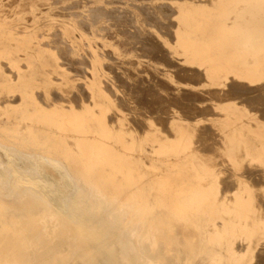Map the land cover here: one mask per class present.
I'll return each mask as SVG.
<instances>
[{
  "label": "rangeland",
  "instance_id": "374dc122",
  "mask_svg": "<svg viewBox=\"0 0 264 264\" xmlns=\"http://www.w3.org/2000/svg\"><path fill=\"white\" fill-rule=\"evenodd\" d=\"M55 1H59L60 4L59 2L56 4ZM81 1L0 0V141L13 149L30 153L41 148L39 141L43 142L47 139L51 144L56 145L58 158L79 184L78 193L73 194L70 182L64 173L42 169L39 175L41 179L49 182L48 186H42L33 177L29 182L19 179L15 186L14 179L9 173L0 171V180L8 179V188H14L20 195L17 199L19 209L0 202V264H112L113 260H116L117 264H157V259L162 258L165 259L166 264H186L187 254L184 247L188 241L194 244L197 264H200V261H207L211 255L221 256V264H264L262 262L264 261L262 256L264 255V202H262L264 201V161H257L256 164L254 161L251 164L252 168L245 169L247 170L245 173L244 170L238 172L229 170L227 168L229 163L219 158L226 157L228 151L229 146L226 143L229 138V127L243 124L253 126L256 122H264V113H262L264 109V2L262 1L264 0H122L124 3H120L121 0ZM116 1H119L118 4ZM74 2L81 3L78 5ZM108 2L112 4H107ZM73 3L78 7L82 6L79 8L76 6L77 8L74 9ZM70 5L72 8L66 7ZM139 5L146 6L140 8ZM251 6L254 7L250 8ZM113 7L120 8L114 12L116 10ZM146 7L149 9L147 10ZM157 7L160 8L156 9ZM97 8L101 11L97 12ZM150 8L153 9L152 12L155 11L151 13ZM128 9L129 14L128 11L126 12ZM104 11L110 13L106 14ZM118 11L121 14L115 17L118 16ZM124 11V15L128 17L122 15ZM163 11L167 16H164ZM79 12H82V15ZM148 13L150 15H147ZM93 14L96 16L94 17ZM102 14L105 15V19ZM108 16L116 18L115 21L113 18L110 20ZM156 16L157 19H154ZM131 19H135L133 20L135 25ZM81 20L86 25L90 24V33L87 31L88 26L86 27ZM113 23L116 28L113 27ZM167 23L169 26L166 25ZM132 24L135 28H132ZM105 27H108V30L104 29ZM127 28L129 32L131 30L130 33L124 30ZM166 29L167 31L163 33ZM111 33H114L116 38L112 39ZM154 34L158 42L154 39ZM138 36H142L141 39H138L140 38ZM142 38H145L147 43ZM151 38L156 45L151 46L152 43L155 44L153 40L150 41ZM140 41H143V44ZM119 44L121 47L123 45L129 47L121 48ZM144 46H150V51ZM67 47L70 48L67 50ZM132 48L137 49V52ZM126 49H129V52ZM155 50L159 52L156 53ZM66 51H69L70 55ZM138 51L145 55L139 57ZM156 56L160 57H157L160 62L156 59V62L152 60ZM69 57L72 60L68 59ZM163 58L166 61H163ZM81 59H89L91 62ZM168 59L170 66L175 68L169 66ZM81 61L84 63L82 64ZM135 62L137 65L134 64ZM77 63L78 65H75ZM149 75L152 77L149 78ZM153 75H157L154 81H152ZM192 75L197 79H193ZM145 76L147 78L144 79ZM181 76L182 78H179ZM158 77L166 79H161L162 86ZM142 78L144 81L148 79L147 82L138 80H143ZM189 79L192 81L190 82ZM118 80L128 82H122L124 86L117 82ZM149 84L151 86H148ZM133 85H137L138 88L135 86V90ZM167 85H170V88ZM154 87L157 93L159 91V95L154 93ZM127 88L130 91L126 90ZM189 89L192 91L191 94L190 92L187 94ZM194 90L197 93L193 92ZM202 90H205V93ZM240 90L249 92L250 98L247 97L248 95H243L244 92ZM151 93L154 94L152 96L156 94L157 98L152 99ZM160 96L167 101H163ZM117 97L123 101L121 104ZM138 98H141V102L136 100L137 104L135 99ZM144 99H147L148 103ZM140 103L146 105L141 107ZM155 104H160L159 108ZM121 105H124L126 110ZM150 106L154 110L156 107L159 110L151 111ZM160 106L163 108L161 109ZM204 108L208 109V113ZM163 109L166 111H161ZM259 112L262 114L259 115ZM197 113H201V116ZM160 116L165 117L160 118ZM134 121L136 123L132 125ZM155 124H159L158 127ZM199 127L205 129L204 133ZM253 132L255 130L251 133ZM203 138L206 140L204 141ZM204 148L206 151L211 149L206 152ZM10 160L13 161L12 168L16 171L20 170L22 174L32 170V164L26 160V157L8 155L0 149V163L8 164ZM222 166H225L224 170ZM231 174L234 176L230 177ZM237 174H240L239 177ZM258 175H262L263 178ZM243 176L247 183L243 180ZM219 187L222 189L221 192ZM59 196L61 199L64 197L63 202L72 200L69 209L60 202L62 200ZM260 201L262 211L258 209ZM257 211L262 213L259 215ZM28 214L34 218L30 222L27 220ZM171 228L170 235L168 229ZM157 237H162L157 252L145 253L142 243L155 242Z\"/></svg>",
  "mask_w": 264,
  "mask_h": 264
},
{
  "label": "bare ground",
  "instance_id": "6f19581e",
  "mask_svg": "<svg viewBox=\"0 0 264 264\" xmlns=\"http://www.w3.org/2000/svg\"><path fill=\"white\" fill-rule=\"evenodd\" d=\"M15 1H16V0H15ZM80 1H81V0H80ZM107 1H108V0H107ZM119 1H120V0H119ZM119 1H116V4H118L117 2H119ZM194 1H196V0H194ZM245 1H246V0H245ZM251 1H252V0H251ZM255 1H256V0H255ZM24 2H25V1H24ZM51 2H52V1H51ZM55 2H56V1H55ZM57 2H59V1H57ZM57 2H56V4H57ZM81 2H82V1H81ZM81 2H79V3H81ZM90 2H91V1H90ZM90 2L88 1V3H90ZM110 2H111V1H110ZM112 2H113V1H112ZM125 2H126V1H125ZM131 2H132V1H131ZM216 2H217V1H216ZM262 2H264V1H262ZM49 3H50V2H49ZM74 3H78V2H74ZM74 3H73V4H74ZM79 3H78V5H79ZM88 3H87V5H88ZM104 3H105V2H104ZM120 3H124V2H122V0H121ZM120 3H119V4H120ZM12 4H13V3H12ZM29 4H30V3H29ZM40 4H41V3H40ZM42 4H43V3H42ZM59 4H60V2H59ZM73 4H72V5H73ZM82 4H83V2H82ZM107 4H112V3H109V2H108ZM113 4H114V3H113ZM159 4H161V3H159ZM164 4H165V3H164ZM166 4H167V3H166ZM168 4H170V3H168ZM254 4H255V3H254ZM257 4H258V3H257ZM44 5H46V4H44ZM44 5H42V6H44ZM122 5H123V4H122ZM130 5H131V4H130ZM146 5H147V4H146ZM146 5H144V6H146ZM252 5H253V4H252ZM76 6H77V4H74V9L78 7V6H77V7H76ZM80 6H82V5H80ZM80 6H79V7H80ZM103 6H104V5H103ZM135 6H136V5H135ZM142 6H143V5H141V7H142ZM144 6H143V8H145ZM148 6H149V5H148ZM152 6H154V5H152ZM155 6H156V5H155ZM162 6H163V5H162ZM166 6H167V5H166ZM262 6H263V5H262ZM66 7H67V8H68V7H69V8H72L71 5H70V6H66ZM79 7H78V8H79ZM116 7H118V6H116ZM136 7H137V6H136ZM139 7H140V5H139ZM141 7H140V8H141ZM150 7H151V6H150ZM252 7H254V6H251L250 8H252ZM263 7H264V6H263ZM63 8H64V7H63ZM67 8H66V9H67ZM90 8H91V11H92V7H91V6H90ZM100 8H101V6H100ZM100 8H99V9H100ZM105 8H106V7H105ZM108 8H109V7H108ZM113 8L115 9V7H113ZM119 8H120V7H119ZM119 8H118V9H119ZM143 8H142V10H144ZM146 8H147V7H146ZM158 8H160V7H157L156 9H158ZM47 9H48V8H47ZM49 9H50V8H49ZM59 9L62 10L61 8H59ZM80 9H81V8H80ZM95 9H96V8H95ZM99 9L97 8V12H100V11L102 10V8H101V10L98 11ZM118 9H115L116 11H114V12H117ZM121 9H122V8H121ZM148 9H149V8H147V10H148ZM150 9H151V13H153V12L155 11V10H154V11L152 12L153 9H152V8H150ZM162 9H163V8H162ZM27 10H29V9H27ZM68 10H69V9H68ZM70 10H71V9H70ZM104 10H105V9H104ZM106 10H107V9H106ZM109 10H110V9H109ZM112 10H113V9H112ZM123 10H124V8H123ZM142 10H141V12H142ZM159 10L161 11V9H159ZM163 10H164V9H163ZM170 10H171V9H170ZM93 11H94V10H93ZM93 11H92V12H93ZM119 11H121V10H119ZM119 11H118V12H119ZM127 11H128V14H129V9L126 10V12H127ZM166 11H168V10H166ZM252 11H253V10H252ZM254 11H255V10H254ZM71 12H72V11H71ZM104 12H106V11H104ZM107 12H109V11H107ZM107 12H106V14H108ZM111 12H112V11H111ZM122 12H123V11H122ZM163 12H164V13H163ZM163 12H162V13L164 14V16H165V15L167 16V14H165V11H163ZM2 13H3V11H2ZM29 13H30V12H29ZM66 13H67V12H66ZM79 13H81V15H82V12H79ZM109 13H110V12H109ZM112 13H113V12H112ZM139 13H140V12H139ZM17 14H18V13H17ZM59 14H60V12H59ZM59 14H57V15H59ZM63 14H65V13H63ZM73 14H78V13H76V12L74 13V12H73ZM91 14H92V13H91ZM100 14H101V13H100ZM103 14H105V13H103ZM103 14H102V16L104 17L106 14H105V15H103ZM113 14H115V13H113ZM113 14H109V15H113ZM119 14H121V13L119 12V13L117 14L118 16H115V15H113V16H115V17H119ZM124 14H125V11H124V13H123L122 15H124ZM133 14H135V13H133ZM163 14H162V15H163ZM52 15H53V14H52ZM60 15H61V14H60ZM60 15H59V17H60ZM69 15H72V14H69ZM84 15H86V14H84ZM88 15H89V14H88ZM126 15H127V14H126ZM142 15H143V14H142ZM147 15H150V14L148 13ZM154 15H156V14L154 13ZM154 15H153V16H154ZM168 15H169V14H168ZM61 16H63V15H61ZM78 16H79V15H76V17H78ZM90 16H92V15H90ZM93 16L95 17L96 14H95V15L93 14ZM100 16H101V15H100ZM102 16H101V17H102ZM124 16H125V15H124ZM2 17H3V16H2ZM55 17H56V16H55ZM63 17H64V16H63ZM65 17H67V14H66ZM69 17H70V16H69ZM85 17H86V16H85ZM85 17H83V18H85ZM94 17H92V18H94ZM101 17H99V18L102 19L103 17H102V18H101ZM121 17H122V16H121ZM125 17H128V16H125ZM144 17H145V16H144ZM157 17H158V16L154 17V19H155V18L157 19ZM162 17H163V16H162ZM260 17H261V16H260ZM74 18H75V17H74ZM90 18H91V17H90ZM99 18H98V19H99ZM108 18H110V17L108 16ZM111 18H113V17L111 16ZM111 18H110V20H111ZM123 18H124V17H123ZM130 18H131V16H130ZM29 19H30V18H29ZM88 19H89V18H88ZM103 19H105V17H104ZM106 19H107V16H106ZM113 19H114V18H113ZM113 19H112V20H113ZM115 19H116V18H115ZM115 19H114L113 21H115ZM118 19H119V18H117V20H118ZM149 19H150V18H149ZM149 19H148V20H149ZM246 19H247V18H246ZM259 19H260V18H259ZM91 20H92V19H91ZM94 20H96V19L94 18ZM94 20H93L92 22H94ZM122 20H124V19H122ZM131 20H132V19H131ZM133 20L135 21V19H133ZM133 20H132L131 22L134 23ZM142 20H143V19H142ZM168 20H169V19H168ZM231 20H232V19H231ZM108 21H109V20H108ZM108 21H107V22H108ZM120 21H121V18H120ZM129 21H130V20H129ZM129 21H127V22H129ZM143 21H144V20H143ZM157 21H158V20H157ZM78 22H79V21H78ZM81 22H82V20H81ZM84 22H85V21H84ZM87 22H88V21H87ZM116 22H118V21H116ZM116 22H115V23H116ZM122 22L125 23L124 21H122ZM122 22H121V23H122ZM147 22H149V21H147ZM153 22H155V23L157 24L156 21L153 20ZM161 22H162V21H161ZM67 23H68V22H67ZM76 23H77V22H76ZM82 23H83V22H82ZM85 23H86V22H85ZM95 23L97 24V22H95ZM123 23H122V24H123ZM129 23H130V22H129ZM149 23H150V22H149ZM149 23H148V24H149ZM168 23H169V21H168ZM168 23L166 24L167 26H169ZM83 24H84V23H83ZM87 24H89V22H88ZM92 24H93V23H92ZM122 24H120V25H122ZM125 24H126V23H125ZM146 24H147V23H146ZM153 24H154V23H153ZM156 24H155V25H156ZM162 24H163V23H162ZM162 24H160V25L163 26ZM44 25H45V24H44ZM77 25H78V24H77ZM79 25H81V23H80ZM84 25H86V24H84ZM89 25H90V24H89ZM89 25H86V27L88 26V30H87V28L85 27L86 30H87L88 32H89V29L91 28V27L89 28ZM93 25H94V24H93ZM110 25H111V23H110ZM112 25H113V27H115V26H114V23H113ZM123 25H124V24H123ZM123 25H122V26H123ZM132 25H133V24H132ZM132 25H131V26H132ZM134 25H135V23H134ZM134 25H133L132 28H135ZM155 25H154V26H155ZM117 26H118V24H117ZM124 26H125V25H124ZM124 26H123V27H124ZM126 26H127V25H126ZM131 26H129V27L131 28ZM146 26H148V25H146ZM149 26H151V25H149ZM167 26H166V27H167ZM263 26H264V25H263ZM151 27H153V25H152ZM172 27H173V26H172ZM85 28H84V29H85ZM107 28H108V27H105L104 29L108 30ZM115 28H116V27H115ZM136 28H138V27L136 26ZM156 28H157V27H156ZM159 28H161V27H159ZM159 28H158V29H159ZM162 28H163V27H162ZM58 29H60V28H57V30H58ZM104 29H103V30L101 29V30L104 31ZM119 29H120V26H119ZM138 29H139V28H138ZM164 29H165V27H164ZM164 29H163V30H164ZM167 29H168V27H167ZM167 29H166L163 33H165V32L167 31ZM57 30H56V33L58 32ZM97 30H98V29H97ZM110 30H111V29H110ZM120 30H121V29H120ZM124 30H127V31H128V28H127V29H124ZM117 31H118V30H117ZM136 31H137V30H136ZM51 32H52V31H51ZM88 32H87V33H88ZM108 32H109V31H108ZM122 32H123V30H122ZM124 32H125V31H124ZM128 32H129V31H128ZM130 32H131V30H130ZM130 32H129V33H130ZM140 32H141V31H140ZM147 32H148V31H147ZM160 32H161V31H160ZM168 32H170V31L168 30ZM168 32H167V34H168ZM172 32H173V31H172ZM49 33H50V32H49ZM53 33H54V32H53ZM85 33H86V32H85ZM89 33H90V32H89ZM120 33H121V31H120ZM134 33H135V32H134ZM134 33H133V36H134ZM138 33H139V31H138ZM141 33H142V32H141ZM163 33H162V35H164ZM59 34H61V31H60ZM62 34H63V33H62ZM105 34H106V33H105ZM109 34H110V32H109ZM111 34H113V37H112V39H113L116 35L114 36V33H111ZM123 34H124V33H123ZM123 34H122V35H123ZM131 34H132V33H131ZM131 34H130V36L128 35L130 38H131ZM139 34H140V33H139ZM261 34H262V33H261ZM90 35H91V34H90ZM107 35H108V34H107ZM135 35H137V34L135 33ZM141 35H142V34H141ZM148 35H149V34H148ZM150 35H151V33H150ZM150 35H149V36H150ZM47 36H48V35H47ZM51 36H52V35H51ZM57 36H58V35H56V37H57ZM126 36H127V35H126ZM126 36L124 35V37H126ZM146 36H147V35H146ZM151 36L153 37V34H152ZM168 36H169V34H168ZM58 37H60V36H58ZM110 37H111V36H110ZM136 37H137V36H136ZM138 37H140V36H138ZM141 37H142V36H141ZM141 37L138 38V39H141ZM144 37H145V36H144ZM52 38H53V37H52ZM60 38H61V37H60ZM60 38H58V39H60ZM62 38H63V37H62ZM64 38H65V37H64ZM115 38H116V37H115ZM127 38H128V37H127ZM127 38H126V39H127ZM146 38H148V36H147ZM172 38H173V37H172ZM108 39H109V37H108ZM132 39H135V38H132ZM136 39H137V38H136ZM142 39L145 40V38H142ZM154 39H156L155 34H154ZM154 39L151 38L150 41L153 40V42H155ZM157 39H158V38H157ZM157 39H156V40H157ZM169 39H170V38H168V40H169ZM48 40H50V39H48ZM56 40H57V39H56ZM61 40H62V39H61ZM130 40H131V39H130ZM261 40H262V39H261ZM59 41H60V40H59ZM62 41H63V40H62ZM124 41H127V40H124ZM135 41H136V40H135ZM137 41H138V40H137ZM146 41H147V40H145V42H146ZM148 41H149V40H148ZM169 41H170V40H169ZM262 41H263V40H262ZM121 42H123V40H122ZM132 42H133V41H132ZM138 42H139V41H138ZM138 42H137V43L135 42V43L138 44ZM140 42L143 44V41H140ZM156 42H158V40H157ZM156 42H155V44L152 43L151 46L156 45ZM161 42H162V41H161ZM58 43H60V42H58ZM64 43H65V42H64ZM119 43H120V42H119ZM141 43H140V44H141ZM146 43H147V42H146ZM65 44H66V43H65ZM99 44H101V43H99ZM117 44H118V42H117ZM122 44H124V43H122ZM125 44H126V43H125ZM158 44H159V43H157V45H158ZM160 44H161V43H160ZM160 44H159V45H160ZM66 45H70V44H66ZM72 45H73V44H72ZM72 45H71V46H72ZM97 45H98V44H97ZM119 45H120V44H119ZM138 45H139V44H138ZM161 45H162V44H161ZM262 45H263V44H262ZM262 45H261V46H262ZM59 46H60V45H59ZM85 46H86V45H85ZM102 46H103V45H102ZM124 46H125V45H123L122 47H124ZM95 47H96V46H95ZM100 47H101V46H100ZM120 47H121V45H120ZM122 47H121V48H122ZM127 47H129V46H127ZM127 47H124V48H127ZM132 47H133V46H132ZM144 47H145V46H144ZM146 47H148V46H146ZM146 47H145V48H146ZM149 47H150V46H149ZM149 47H148V48H149ZM156 47H157V46H156ZM159 47H162V46H159ZM159 47H157V48H159ZM69 48H70V47H67V50H68ZM148 48H146V49H148ZM152 48H154V47H152ZM61 49H62V47H61ZM133 49H134V48H132V50H133ZM143 49H144V48H143ZM146 49H145V50H146ZM164 49H165V48H163V50H164ZM51 50H52V49H51ZM63 50H64V49H63ZM63 50H62V51H63ZM71 50H72V49H71ZM71 50H70V51H71ZM73 50H74V49H73ZM84 50H85V49H84ZM109 50H110V49H109ZM127 50H128V52H129V49H126V51H127ZM130 50H131V49H130ZM132 50H131V51H132ZM136 50H137V49H134V51H136ZM141 50H142V49H141ZM157 50H158V49H157ZM160 50H161V49H159V51H160ZM98 51H99V50H98ZM124 51H125V50H124ZM134 51H132V52H134ZM139 51H140V50H139ZM139 51H138V52H139ZM148 51H150V48L148 49ZM148 51H147V52H148ZM159 51H157V52H159ZM167 51H168V49H167ZM68 52H69V51H68ZM68 52L66 51V53H68ZM109 52H110V51H108V54H109ZM111 52H112V51H111ZM136 52H137V51H136ZM140 52H141V51H140ZM140 52H139V57H140V55L142 56V55L144 54V53L140 54ZM155 52H156V50H155ZM157 52H156V53H157ZM160 52H161V51H160ZM170 52H172V51H169V53H170ZM63 53H64V52H63ZM99 53H100V52H99ZM145 53H146V52H145ZM156 53H155V54H156ZM166 53H167V52H166ZM177 53H178V51H177ZM64 54H65V53H64ZM88 54H90L89 51H88ZM111 54H112V53H111ZM147 54H148V53H147ZM147 54H146V55H147ZM161 54H162V53H161ZM180 54H181V53H180ZM58 55H59V54H58ZM60 55H62V54H60ZM68 55H70V54L68 53ZM68 55H66V56H68ZM114 55H115V54H114ZM144 55H145V54H144ZM144 55H143V56H144ZM151 55H152V53H151ZM153 55H154V54H153ZM153 55H152V56H153ZM156 55H157V54H156ZM147 56H150V55H147ZM152 56H151V57H152ZM154 56H155V55H154ZM165 56L167 57L166 54H165ZM59 57H60V56H59ZM62 57H63V56H62ZM81 57H82V56H81ZM107 57H108V56H107ZM113 57H114V56H113ZM157 57H159V56H156V58L153 57L154 59H152V60H155V59L157 60ZM166 57H164V58H166ZM63 58H64V57H63ZM82 58H83V57H82ZM85 58H86V57H85ZM105 58H106V57H105ZM143 58H145V57H143ZM159 58H160V57H159ZM164 58H163V61H166V60H164ZM167 58H168V57H167ZM167 58H166V59H167ZM66 59H67V58H66ZM68 59H70V57H69ZM146 59H147V58H146ZM70 60H72V59H70ZM76 60H79V59H76ZM81 60H83V59H81ZM86 60H89V59H86ZM86 60H83V61H86ZM91 60H92V59H91ZM117 60H118V59H117ZM156 60H155V62H156ZM158 60H159V59H158ZM158 60H157V61H158ZM160 60H162V59H160ZM68 61H69V60H68ZM83 61H81L82 64L84 63ZM89 61H90V60H89ZM167 61H168V63H169V59H168ZM73 62H74V61H73ZM73 62H72V63H73ZM77 62H78V61H77ZM90 62H91V61H90ZM116 62H117V61H116ZM136 62H137V61H136ZM136 62H135L134 64H136ZM152 62H153V61H152ZM158 62H160V61H158ZM170 62H171V61H170ZM248 62H249V61H248ZM70 63H71V62H70ZM75 63H76V61H75ZM78 63H79V62H78ZM78 63L75 64V65H78ZM86 63H87V62H86ZM105 63H106V62H105ZM132 63H133V62H132ZM168 63L166 62V64H168ZM176 63H177V62H176ZM73 64H74V63H73ZM80 64H81V63H80ZM108 64H109V63H107V65H108ZM162 64H163V63H162ZM166 64L164 63V65H166ZM172 64L174 65V63H172ZM84 65H85V64H84ZM88 65H89V64H88ZM136 65H137V64H136ZM136 65H135V66H136ZM170 65H171V64L169 63V66H170ZM173 65H172V66H173ZM175 65H176V64H175ZM65 66H67V65H65ZM104 66H105V65H104ZM177 66H178V65H177ZM152 67H153V66H152ZM170 67H171V66H170ZM178 67H179V66H178ZM67 68H68V67H67ZM67 68H66V70H67ZM115 68H116V67H113V69H115ZM168 68H169V67H168ZM171 68H175V67H171ZM183 68H184V67H183ZM70 69H71V68H70ZM99 69H100V68H99ZM108 69H109V68H108ZM111 69H112V68H111ZM116 69H117V68H116ZM141 69H142V68H141ZM141 69H140V70H141ZM144 69H145V68H144ZM180 69H181V68H180ZM185 69H186V68H185ZM185 69H184V70H185ZM187 69H188V68H187ZM195 69H196V68H195ZM74 70H75V68H74ZM79 70H80V69H79ZM109 70H110V69H109ZM123 70H124V69H123ZM123 70H122V71H123ZM149 70H150V69H149ZM149 70H148V71H149ZM161 70H163V69H161ZM184 70H183V71H184ZM72 71H73V70H72ZM77 71H78V70H76V72H77ZM113 71H114V70H113ZM113 71H112V72H113ZM125 71H126V70H125ZM125 71H124V72H125ZM143 71H144V70H143ZM143 71H142V72L140 71V72L143 73ZM145 71H147V69H146ZM183 71H182V72H183ZM82 72H83V71H82ZM84 72H85V71H84ZM110 72H111V71H110ZM131 72H132V71H131ZM131 72H130V76L132 75ZM170 72H171V71H170ZM173 72H174V71H173ZM72 73H73V72H72ZM80 73H81V72H80ZM101 73H102V72H101ZM133 73H134V72H133ZM137 73H139L138 70H137ZM151 73H153V71H151ZM168 73H169V72H168ZM179 73H180V71H179ZM185 73H186V72H185ZM50 74H51V73H50ZM116 74H118V73L116 72ZM121 74H123V73H121ZM148 74H149V73H148ZM155 74H156V73H155ZM159 74H160V73H159ZM169 74H170V73H169ZM174 74L177 75L175 72H174ZM82 75H83V74H82ZM88 75H89V74H88ZM113 75H115V73H114ZM162 75H163V74H162ZM118 76H119V75H117L116 77L118 78ZM133 76H135V75H133ZM137 76H138V75H137ZM149 76H150L149 78L152 77L151 75H149ZM153 76H154V75H153ZM156 76H157V75H156ZM156 76H154V78H153L152 81L156 80V79H155ZM179 76H180V75H179ZM182 76H183V78H184V73H183ZM182 76L179 77V78H182ZM188 76H189V75H188ZM121 77H122V76H121ZM186 77H187V76H186ZM191 77H193V75H192ZM257 77H258V76H257ZM132 78H133V77H132ZM145 78H147V77L145 76L144 79H145ZM158 78H160V77H158ZM189 78H190V77H189ZM194 78H196V77H193V79H194ZM13 79H14V78H13ZM102 79H103V78H102ZM118 79H119V78H118ZM123 79H124V77H123ZM142 79H143V78H142ZM144 79H143V80L138 79V80L141 82V81H144ZM161 79H162V78H160L159 82L161 81ZM174 79H175V78H174ZM187 79H188V78H187ZM196 79H197V78H196ZM77 80H78V79H77ZM127 80H128V79H127ZM127 80H126V81L124 80V81H122V82H125V83H126V82H128ZM135 80H136V79H135ZM147 80H148V79H147ZM147 80H145V81L147 82ZM149 80H151V79H149ZM162 80H166V79H162ZM177 80H178V79H177V76H176V81H177ZM189 80H190V79H189ZM199 80H200V79H199ZM202 80H203V79H202ZM202 80H201V81H202ZM222 80H223V79H222ZM78 81H79V80H78ZM106 81H107V80H106ZM108 81H110V80H108ZM119 81H120V80H118L117 82H119ZM145 81H144V82H145ZM157 81H158V79H157ZM183 81H184V80H183ZM186 81H187V80H186ZM191 81H192V80H190V82H191ZM196 81H197V80H196ZM196 81H195V82H196ZM68 82H69V81H68ZM72 82H73V81H72ZM111 82H112V81H111ZM122 82H119V83L121 84ZM140 82H139V85H140ZM159 82H158V84H159ZM163 82H164V81H163ZM166 82H167V81H166ZM179 82H181V83L183 84L182 81H179ZM187 82H188V81H187ZM195 82H194V83H195ZM76 83H77V82H76ZM108 83H109V82H108ZM155 83H156V82H155ZM160 83H161V82H160ZM164 83H165V82H164ZM167 83H168V82H167ZM167 83H166V84H167ZM198 83H199V81H198ZM206 83H207V82H206ZM104 84H105V83H104ZM113 84H114V83H113ZM123 84H124V83H122V85H123ZM127 84H128V83H127ZM137 84H138V83H137ZM158 84H157V86H158ZM170 84H171V83H170ZM185 84H186V82H185ZM189 84H190V83H189ZM189 84H188V85H189ZM246 84H247V83H246ZM79 85H80V84H79ZM81 85H82V84H81ZM81 85H80V86H81ZM108 85H109V84H108ZM110 85H111V84H110ZM129 85H130V83H129ZM129 85H128V86H129ZM141 85H143V84H141ZM160 85L162 86V83H161ZM160 85H159V86H160ZM197 85H198V84L196 83V86H197ZM238 85H239V84H238ZM70 86H71V85H70ZM72 86H73V84H72ZM124 86H125V84H124ZM126 86H127V85H126ZM130 86H131V85H130ZM130 86H129V89H130ZM133 86H134V89L137 87V85H133ZM135 86H136V87H135ZM148 86H151V85L149 84ZM161 86H160V88H162ZM169 86H170V85H167V87H169ZM171 86H172V85H171ZM219 86H220V85H219ZM222 86H223V85H222ZM233 86H235V85H233ZM109 87H110V86H109ZM140 87H141V86H140ZM143 87H144V86H143ZM143 87H142V88H143ZM146 87H147V86H146ZM146 87H145V88H146ZM172 87H173V86H172ZM172 87H171V88H172ZM214 87H215V86H214ZM244 87H245V85H244ZM260 87H261V86L259 85V88H260ZM262 87H263V86H262ZM58 88H59V87H58ZM67 88H69V87H67ZM76 88H77V87H76ZM125 88H126V87H125ZM132 88H133V87H132ZM137 88H138V87H137ZM142 88H141V90L144 89V88H143V89H142ZM163 88H165V87H163ZM169 88H170V87H169ZM208 88H209V87H208ZM216 88H218V87H216ZM227 88H228V87H227ZM240 88H242V87L240 86ZM249 88H251V87H249ZM249 88H248V89H249ZM254 88H255V87H254ZM63 89H64V88H63ZM106 89H107V88H106ZM129 89L127 88L126 90H129ZM149 89H150V88H149ZM190 89H191V88H190ZM190 89H189V91H187V94H188V92H190V94H191L192 91H190ZM210 89H211V87H210ZM212 89H213V87H212ZM238 89H239V88H238ZM40 90H41V89H40ZM75 90H78V89H75ZM75 90H74V91H75ZM107 90H108V89H107ZM109 90H110V89H109ZM132 90H133V89H132ZM135 90H136V89H135ZM135 90H134V92H136ZM139 90H140V88H139ZM154 90H155V87H154ZM170 90H172V89H170ZM173 90H174V89H173ZM180 90H181V88H180ZM192 90H193V89H192ZM195 90H196V89H195ZM195 90H194L193 92H195ZM197 90H199V88H198ZM214 90H216V89L214 88ZM219 90H220V89H219ZM37 91H38V90H37ZM52 91H54V90L52 89ZM65 91H66V90H65ZM67 91H69V90L67 89ZM67 91H66L65 93H67ZM81 91H82V90H81ZM110 91H112V90H110ZM129 91H130V90H129ZM150 91L153 92L152 90H150ZM156 91H157V90H155L154 93H155ZM202 91H203V90H202ZM204 91H205V90H204ZM204 91H203V92H204ZM241 91L244 92L243 95H246V96L248 95L247 97H249V95H250L249 92L244 91V90H240V92H241ZM248 91H249V90H248ZM252 91L254 92V90H252ZM38 92H39V91H38ZM49 92H50V91H49ZM70 92H72L71 89H70ZM76 92H77V91H76ZM76 92H75V93H76ZM78 92H79V90H78ZM86 92H87V91H86ZM113 92H115L114 89H113ZM137 92H138V91H137ZM143 92H144V91H143ZM143 92H142V94L145 95V93H143ZM218 92H219V91H218ZM220 92H221V91H220ZM223 92H224V91H223ZM237 92H238V90H237ZM253 92H252V93H253ZM43 93H44V92H43ZM61 93H62V92H61ZM84 93H85V92H84ZM84 93H82V94H84ZM132 93H133V91H132ZM139 93H140V92H139ZM146 93L148 94L147 88H146ZM156 93H157V92H156ZM182 93H184V92H182ZM195 93H197V91H196ZM204 93H205V92H204ZM209 93H210V91H209ZM212 93H213V92H212ZM212 93H211V94H212ZM216 93H217V92H216ZM231 93H232V92H231ZM233 93H234V92H233ZM48 94H49V93H48ZM58 94H60V93H58ZM82 94H81V95H82ZM113 94H114V93H113ZM115 94H116V93H115ZM135 94H138V93H135ZM157 94L159 95V91H158ZM161 94H163V93H161ZM207 94H208V92H207ZM207 94H206V95H207ZM218 94H219V93H218ZM234 94H235V93H234ZM258 94H259V92H258ZM258 94H257V95H258ZM261 94H262V93H261ZM261 94H260V95H261ZM43 95H44V94H43ZM110 95H111V94H110ZM133 95H134V94H133ZM138 95H139V94H138ZM138 95H136V96H138ZM148 95H149V94H148ZM152 95H154V94L151 93V96H150V97H152V99H154L153 97H156V94H155V96H152ZM158 95H157V96H158ZM171 95H172V94H171ZM181 95H182V94H181ZM193 95H194V94H193ZM208 95L210 96V94H208ZM213 95H214V94H213ZM61 96H62V95H61ZM70 96H71V93H70ZM114 96H115V95H114ZM116 96H117V95H116ZM118 96H120V95H118ZM136 96H135V98H137ZM140 96H142V95H140ZM140 96H138V97H140ZM163 96L165 97V95H163ZM182 96H183V95H182ZM182 96H181V97H182ZM187 96H188V95H187ZM195 96H196V95H195ZM199 96H200V94H199ZM222 96H223V94H222ZM222 96H221V97H222ZM233 96H235V95H233ZM240 96H241V95H240ZM2 97H3V96H2ZM52 97H53V96H52ZM63 97H64V95H63ZM65 97H66V96H65ZM79 97H80V96H79ZM160 97H162V96H160ZM160 97H158V98H160ZM185 97H186V95H185ZM196 97H197V96H196ZM259 97H260V96H259ZM45 98H46V97H45ZM57 98H58V97H57ZM71 98H72V97H71ZM83 98H86V97H83ZM117 98H118V97H117ZM141 98H142V97H141ZM141 98L135 99V102H137L136 100H140ZM143 98H147V96H146V97L143 96ZM143 98H142V99H143ZM156 98H157V97H156ZM192 98H194V96H192ZM198 98H200V97H198ZM215 98H217V97H215ZM215 98H214V99H215ZM244 98H245V96H244ZM249 98H250V97H249ZM254 98H256V96H254ZM260 98H262V97H260ZM260 98H259L258 100H260V102H261V99H260ZM4 99H5V98H4ZM72 99H74V98H72ZM81 99H82V98H81ZM149 99H150L149 101H151V98H149ZM183 99H185V98H183ZM187 99H188V98H187ZM200 99H201V98H200ZM206 99H208V98H206ZM229 99H230V98H229ZM238 99H239V98H238ZM263 99H264V94H263ZM263 99H262V100H263ZM36 100H37V99H36ZM49 100H51V99L49 98ZM79 100H80V98H79ZM118 100L121 101L119 98H118ZM118 100H117V101H118ZM146 100H147V99H146ZM146 100L144 99L145 102H146ZM156 100H157V99H156ZM162 100H163V97H162ZM169 100H170V99H169ZM175 100H176V99H175ZM179 100H180V99H179ZM189 100H191V99L189 98ZM194 100H196V99H194ZM198 100H199V99H198ZM201 100H202V101H205V100H203V98H202ZM209 100H210V99H209ZM245 100H246V99H245ZM256 100H257V99H256ZM47 101H48V100H47ZM47 101H46V102H47ZM67 101H68V100H67ZM71 101H72V100H71ZM153 101H154V100H152V102H153ZM157 101H158V100H157ZM157 101H156V102H157ZM160 101H161V100H160ZM163 101H165V100H163ZM166 101H167V100H166ZM166 101H165V102H166ZM191 101H192V100H191ZM191 101H190V102H191ZM199 101H200V100H199ZM213 101H214V100H213ZM223 101H224V100H223ZM237 101H239V100H237ZM237 101H236V102H237ZM254 101H255V100H254ZM254 101H253V102H254ZM4 102H6V101H4ZM49 102H51V101H49ZM72 102H73V101H72ZM84 102H85V99H84ZM106 102H107V101H106ZM122 102H123V101H121L120 104H121ZM139 102H141V100H140ZM154 102H155V101H154ZM165 102H164V103H165ZM176 102H177V100H176ZM176 102H175V104H176ZM178 102H179V101H178ZM188 102H189V101H188ZM188 102H186V104H188ZM195 102H196V101H195ZM243 102H244V101H243ZM246 102H247V101H246ZM246 102H245V103H246ZM250 102H252L251 99H250ZM258 102H259V101H258ZM0 103H1V102H0ZM65 103H66V102H65ZM73 103H74V102H73ZM146 103H148V102H146ZM159 103H161V102H159ZM162 103H163V102H162ZM173 103H174V101H173ZM182 103H183V102H182ZM191 103H192V102H191ZM245 103H244V104H245ZM248 103H249V102H248ZM256 103H257V102H256ZM256 103H254V104H256ZM262 103H263V101H262ZM53 104H54V103H53ZM57 104H58V103H57ZM77 104H78V103H77ZM120 104H118V105H120ZM137 104H138V102H137ZM168 104H169V102H168ZM175 104H174V105H175ZM179 104H180V102H179ZM218 104H219V103H218ZM251 104H253V103H251ZM251 104H250V105H251ZM89 105H90V104H89ZM124 105H125V103H124ZM124 105H121V107L124 106ZM140 105H141V103H140ZM142 105H144V104H142ZM142 105H141V107H142ZM145 105H146V104H145ZM145 105H144V106H145ZM148 105H149V104H148ZM148 105H147V107H148ZM155 105H156V104H155ZM155 105H154V106H155ZM157 105H158V104H157ZM157 105H156V106H157ZM159 105H160V104H159ZM159 105H158V108H159ZM162 105H163V104H162ZM171 105H172V104H171ZM171 105H170V106H171ZM183 105H184V103H183ZM192 105L195 106L193 103H192ZM197 105H198V104H197ZM210 105H211V104H209V107H210ZM248 105H249V104H248ZM260 105H262V104H260ZM41 106H42V105H41ZM49 106H51V105H49ZM68 106H69V103H68ZM74 106H75V105H74ZM76 106H77V105H76ZM127 106H128V104H127ZM154 106H153V107H154ZM178 106H180V105H178ZM186 106H187V105H186ZM186 106H184V108H185ZM212 106H213V105H212ZM215 106H216V105H215ZM241 106H242V105H241ZM254 106H255V105H254ZM263 106H264V105H263ZM263 106H262V108H263ZM63 107H64V106H63ZM116 107H117V106H116ZM150 107L152 108V106H150ZM160 107H161V106H160ZM165 107H166V106H165ZM181 107H182V104H181ZM190 107H191V106H190ZM190 107H189V108H190ZM206 107H207V106H206ZM244 107H245V106H244ZM249 107H250V106H249ZM255 107H256V106H255ZM58 108H59V107H58ZM110 108H111V107H110ZM122 108L125 109V106L122 107ZM162 108H163V107H161V109H162ZM176 108H177V107H176ZM198 108H199V107H198ZM207 108H208V107H207ZM207 108H206V109L204 108V109L207 111V110H208ZM251 108H252V107H251ZM3 109H4V108H3ZM76 109H77V108H76ZM99 109H100V108H99ZM124 109H123V110H124ZM145 109H146V107H145ZM156 109H157V107H156ZM156 109H155V110H156ZM165 109H166V108H165ZM179 109H180V108H179ZM179 109H178V110H179ZM199 109H200V108H199ZM204 109H203V110H204ZM210 109H211V108H209V110H210ZM212 109H213V108H212ZM220 109H221V108H220ZM246 109H247V108H246ZM257 109H258V108H257ZM259 109H260V108H259ZM78 110H79V109H78ZM121 110H122V109H121ZM125 110H126V109H125ZM129 110H130V108H129ZM129 110H128V111H129ZM148 110L150 111L151 109L149 108ZM153 110H154V109L152 108L151 111H153ZM155 110H154V112H155ZM158 110H159V109H157V111H158ZM167 110H170V108H169V109L167 108ZM176 110H177V109H176ZM180 110L182 111V109H180ZM185 110H186V109H185ZM190 110H191V108H190ZM193 110H194V108H193ZM255 110H256V109H255ZM261 110H262V109H261ZM161 111H166V110L163 109V110H161ZM191 111H192V110H191ZM201 111H202V110H201ZM253 111H254V107H253ZM258 111H260V110H257V112H258ZM109 112H110V111H109ZM112 112H113V111H112ZM124 112L126 113V111H124ZM131 112H132V110H131ZM131 112H130L129 114H131ZM145 112H146V111H145ZM168 112H170V111H168ZM175 112H176V111H175ZM186 112H187V110H186ZM188 112H189V111H188ZM198 112H199V111H198ZM210 112H212V111H210ZM210 112H209V113H210ZM4 113H5V111H4ZM118 113H119V112H118ZM132 113H133V112H132ZM138 113H139V112H138ZM141 113H142V112H141ZM146 113H147V112H146ZM162 113H163V112H162ZM179 113H180V112H179ZM183 113H184V112H183ZM207 113H208V111H207ZM263 113H264V109H263ZM119 114H120V113H119ZM139 114H140V113H139ZM148 114L150 115V113H148ZM153 114H154V113H153ZM168 114H169V113H168ZM168 114H166V115H168ZM185 114L187 115V113H185ZM197 114H198V113H197ZM197 114H196V115H197ZM199 114H200V116H201V113H199ZM199 114H198V115H199ZM203 114H205V113H203ZM216 114H217V113H216ZM218 114H219V113H218ZM249 114H250V113H249ZM260 114H262V113L259 112V115H260ZM144 115H145V114H144ZM161 115H162V114H161ZM181 115H182V113H181ZM189 115H190V114H188V116H189ZM209 115H211V113H210ZM95 116H96V115H95ZM110 116H112V115H110ZM113 116H114V114H113ZM126 116H127V115H126ZM131 116H132V115H131ZM136 116H137V115H136ZM136 116H135V117H136ZM140 116H142V115H140ZM151 116H152V114H151ZM151 116H150V117H151ZM206 116H207V114H206ZM206 116H205V117H206ZM211 116H212V115H211ZM222 116H223V115H222ZM224 116H225V114H224ZM262 116H263V115H262ZM262 116H261V117H262ZM133 117H134V116H133ZM146 117H147V116H146ZM161 117H165V116H160V118H161ZM173 117H175V116H173ZM176 117H177V116H176ZM183 117H184V116H183ZM214 117H215V116H214ZM259 117H260V116H259ZM263 117H264V116H263ZM123 118H124V117H123ZM127 118H128V117H127ZM127 118H126V119H127ZM138 118H139V117H138ZM138 118H137V119H138ZM142 118H143V117H142ZM144 118H145V117H144ZM157 118H158V116H157ZM169 118H170V117H169ZM169 118H168V119H169ZM189 118H190V117H189ZM193 118H194V116H193ZM193 118H192V119H193ZM201 118H203V117H201ZM210 118H211V117H210ZM54 119H55V118H54ZM114 119H115V118H114ZM129 119H130V118H129ZM153 119H154V118H153ZM164 119H165V118H164ZM164 119H163V120H164ZM175 119H176V118H175ZM179 119H180V118H179ZM203 119H204V118H203ZM258 119H259V118H258ZM11 120H12V119H11ZM130 120L132 121V119H130ZM155 120H156V119H155ZM158 120H159V119H158ZM180 120H182V119H180ZM211 120H212V118H211ZM217 120H218V119H217ZM261 120H262V119H261ZM131 121H130V122H131ZM153 121H154V120H153ZM160 121H162V120H160ZM164 121H166V119H165ZM164 121H163V122H164ZM183 121H185V120H183ZM191 121H192V120H191ZM195 121H196V120H195ZM209 121H210V120H209ZM241 121L243 122L242 119H241ZM106 122H107V121H106ZM125 122H126V121H125ZM128 122H129V121H128ZM137 122H138V121H137ZM140 122H141V121H140ZM143 122H144V120H143ZM143 122H141V123H143ZM157 122H158V121H157ZM135 123H136V122L134 121L133 124H132V123H131V124L134 125ZM154 123H155V122H154ZM159 123H160V122H159ZM63 124H64V123H63ZM108 124H109V123H108ZM115 124H116V123H115ZM125 124H126V123H125ZM156 124H157V123H156ZM156 124H155V125H156ZM174 124H175V123H174ZM206 124H207V123H206ZM109 125H110V124H109ZM116 125H117V124H116ZM129 125H130V124H129ZM137 125H138V124H137ZM155 125H154V126H155ZM158 125H159V124H158ZM158 125H156V126L158 127ZM164 125H165V124H164ZM143 126H144V125H143ZM145 126H146V123H145ZM156 126H155V127H156ZM209 126H210V125H209ZM209 126H208V127H209ZM212 126H213V125H212ZM212 126H211V127H212ZM120 127H121V125H120ZM128 127H129V126H128ZM135 127H136V125H135ZM161 127H162V125L160 126V128H161ZM163 127H164V126H163ZM194 127H195V126H194ZM203 127H204V126H203ZM203 127H199V128H202V129H203ZM211 127H210V128H211ZM251 127H252V126H251ZM2 128H3V127H2ZM116 128H117V127H116ZM118 128H119V125H118ZM125 128H126V127H125ZM131 128H132V127H131ZM143 128H145V127H143ZM146 128H147V127H146ZM164 128H165V127H164ZM195 128H196V127H195ZM197 128H198V127H197ZM197 128H196V129H197ZM210 128H209V130H211ZM212 128H213V127H212ZM215 128H216V127H215ZM119 129H120V128H119ZM138 129H140V128L138 127ZM161 129H162V128H161ZM206 129H207V126H206ZM217 129H218V128H217ZM20 130H21V127H20ZM127 130H128V129H127ZM134 130H135V129H134ZM200 130H201V129H200ZM219 130H220V129H219ZM235 130H236V129H235ZM117 131H118V130H117ZM136 131H137V130H136ZM174 131H175V130H174ZM180 131H181V130H180ZM204 131H205V129H203V133H204ZM213 131H214V130H213ZM213 131H212V132H213ZM20 132H21V131H20ZM22 132H23V131H22ZM25 132H26V131H25ZM171 132H173V130H172ZM175 132H176V131H175ZM195 132H196V130H195ZM198 132H199V131H198ZM212 132H211V135H212ZM69 133H70V132H69ZM120 133H121V132H120ZM126 133H127V132H126ZM140 133H141V132H140ZM140 133H139L138 136H140ZM149 133H150V132H149ZM199 133H200V132H199ZM199 133H198V134H199ZM201 133H202V132H201ZM201 133H200V134H201ZM213 133H214V132H213ZM23 134H24V133H23ZM164 134H165V133H164ZM172 134H173V133H172ZM195 134H196V133H195ZM205 134H206V133H205ZM165 135H166V134H165ZM167 135H168V134H167ZM186 135H187V134H186ZM196 135H197V134H196ZM206 135H207V134H206ZM213 135H214V134H213ZM68 136H69V135H68ZM98 136H99V135H98ZM194 136H195V135H194ZM198 136H199V135H198ZM198 136H197V137H198ZM202 136H203V135H202ZM207 136H208V135H207ZM207 136H203V137H204V138H207ZM223 136H224V135H223ZM118 137H119V136H118ZM136 137H137V136H136ZM211 137H212V136H211ZM215 137H216V136H215ZM217 137H218V136H217ZM235 137H236V136H235ZM112 138H113V137H112ZM167 138H168V137H167ZM169 138H171V137H169ZM204 138H203V139H204ZM208 138H210V136H209ZM124 139H125V138H124ZM139 139H140V138H139ZM173 139H174V138H173ZM198 139H200V138H198ZM198 139H197V140H198ZM201 139H202V137H201ZM201 139H200V140H201ZM212 139H213V138H212ZM221 139H223V138H221ZM224 139H225V138H224ZM117 140H118V139H117ZM125 140H126V139H125ZM140 140H141V139H140ZM205 140H206V139H204V141H205ZM209 140H210V139H209ZM218 140H219V139H218ZM246 140H247V139H246ZM74 141H75V140H74ZM119 141H120V140H119ZM198 141H199V140H198ZM202 141H203V140H202ZM214 141H215V140H214ZM124 142H125V141H124ZM147 142H148V141H147ZM195 142H197V141H195ZM199 142H200V141H199ZM210 142H212V141H210ZM38 143H39V146H40L41 148H39V149H37V150H35V151H33V152H30V153H24V152H22L21 150L13 149V148L9 147L7 144H5L4 142L0 141V149L4 150L8 155H9V154H16V155H18V156H24V157H26V160L29 161V162L32 164V170H27V171L25 172V174H22V172H21L20 170L16 171V170H14V168H12L13 161L10 160V163L8 162V164H2V163H0V171H2V172H8L9 175H10V177H12V178L14 179V185H15V186H16L17 183H18L17 180L22 179V180H24V181L29 182V181H31L30 178H32V177L35 178V180H38V182H39L42 186H44V185H45V186H46V185L48 186V183H49V182H46L45 180L41 179V177H40V175H39V172H40L42 169H45V170L48 171V172H61V173H64V176H65V177L68 179V181L70 182L71 192H72L73 194H77L78 191H79V184H78V183L76 182V180L70 175V173L68 172L67 167L64 165V163L62 162V160H61L60 158H58L59 154H58V151H57L56 145L51 144L47 139H46V140H43V142H40V141H39ZM143 143H144V142H143ZM181 143H182V142H181ZM72 144H73V143H72ZM124 144H125V143H124ZM126 144H127V143H126ZM146 144H147V143H146ZM146 144H145V145H146ZM200 144H201V142H200ZM216 144H217V143H216ZM218 144H219V143H218ZM226 144H227V143H226ZM254 144H255V143H254ZM93 145H94V144H93ZM149 145H150V144H149ZM153 145H154V144H153ZM184 145H185V144H184ZM187 145H188V144H187ZM198 145H199V144H198ZM198 145H197V147H198ZM202 145H203V144H202ZM206 145H207V144H206ZM212 145H213V144H212ZM221 145H222V144H221ZM240 145H241V144H240ZM248 145H249V144H248ZM68 146H69V145H68ZM117 146H118V145H117ZM127 146H128V144H127ZM208 146H209V143H208ZM208 146H207V147H208ZM222 146H223V145H222ZM231 146H232V145H231ZM233 146L235 147V145H233ZM119 147H120V146H119ZM134 147H135V146H134ZM227 147H228V146H227ZM256 147H257V146H256ZM92 148H93V147H92ZM95 148H96V147H95ZM144 148H145V146H144ZM147 148L149 149V147H147ZM151 148H152V147H151ZM211 148H213V146H212ZM211 148H210V149H211ZM221 148H222V147H221ZM240 148H241V147H240ZM109 149H110V148H109ZM109 149H108V150H109ZM145 149H146V148H145ZM185 149H186V148H185ZM189 149H190V148H189ZM191 149H192V148H191ZM196 149H197V148H196ZM201 149H202V148H201ZM206 149L208 150L209 148H206ZM210 149H209V150H210ZM241 149H242V148H241ZM254 149H255V148H254ZM96 150H97V148H96ZM104 150H105V149H104ZM140 150H141V149H140ZM142 150H143V149H142ZM203 150H205V148H204ZM209 150H208V151H209ZM223 150H224V149H223ZM236 150H237V149H236ZM101 151H102V150H101ZM110 151H111V150H110ZM135 151H136V149H135ZM137 151H138V150H137ZM184 151H185V150H184ZM205 151H206V150H205ZM208 151H206V152H208ZM211 151H212V150H211ZM221 151H222V150H221ZM102 152H103V151H102ZM130 152H131V151H130ZM140 152H141V151H140ZM197 152H198V150H197ZM96 153H97V152H96ZM99 153H100V151H99ZM99 153H98V154H99ZM104 153H105V152H104ZM110 153H111V152H110ZM141 153H142V152H141ZM195 153H196V152H195ZM213 153H214V152H213ZM217 153H218V151H217ZM93 154H94V153H93ZM98 154H97V157H98ZM107 154H108V153H107ZM137 154H138V152H137ZM137 154H136V155H137ZM146 154H147V153H146ZM198 154H199V153H198ZM204 154H205V153H204ZM215 154H216V153H215ZM241 154H242V153H241ZM241 154H240V155H241ZM81 155H82V154H81ZM91 155H92V154H91ZM199 155H200V154H199ZM220 155H221V154H220ZM243 155H244V154H243ZM127 156H128V155H127ZM204 156H205V155H204ZM204 156H203V157H204ZM207 156H208V155H207ZM216 156H217V155H216ZM223 156H225V155H223ZM234 156H235V155H234ZM203 157H202V158H203ZM220 157H221V156H220ZM220 157H219V158H220ZM227 157H228V156H227ZM229 157H230V156H229ZM239 157H240V156H239ZM132 158H134V157H132ZM212 158H213V157H212ZM214 158H215V157H214ZM88 159H89V158H88ZM126 159H127V158H126ZM129 159H131V158H129ZM238 159H239V158H238ZM238 159H237V160H238ZM240 159H241V158H240ZM97 160H98V159H97ZM199 160H200V159H199ZM208 160H209V159H208ZM218 160H219V159H218ZM222 160H223V159H222ZM91 161H92V160H91ZM100 161H101V160H100ZM203 161H205V160H203ZM214 161H215V160H214ZM214 161H213V163H214ZM219 161H220V160H219ZM244 161H245V160H244ZM84 162H85V161H84ZM88 162H89V161H88ZM138 162H139V161H138ZM208 162H209V161H208ZM220 162H221V161H220ZM171 163H172V162H171ZM228 163H229V162H228ZM123 164H124V163H123ZM125 164H127V163H125ZM128 164H129V163H128ZM142 164H143V163H142ZM203 164H204V163H203ZM211 164H212V163H211ZM211 164H210V166H211ZM225 165H226V164H225ZM244 165H247V164H245V162H244ZM257 165H258V164H257ZM124 166H125V165H124ZM205 166H206V165H205ZM207 166H208V165H207ZM207 166H206V167H207ZM210 166H209V167H210ZM219 166H220V165H219ZM241 166H242V165H241ZM259 166H260V165H259ZM261 166H262V165H261ZM126 167H127V166H126ZM147 167H148V166H147ZM203 167H204V166H203ZM222 167H223V166H222ZM224 167H225V166H224ZM224 167H223V170L225 169ZM249 167H250V166H249ZM249 167H248V168H249ZM257 167H258V166H256V168H257ZM161 168H162V167H161ZM219 168H220V167H219ZM227 168H229V167H227ZM227 168H226V169H227ZM251 168H252V165H251ZM256 168H255V169H256ZM154 169H155V168H154ZM207 169H208V168H207ZM260 169H261V168H260ZM263 169H264V168H263ZM123 170H124V169H123ZM217 170H218V169H217ZM233 170H234V169H233ZM240 170H241V169H240ZM249 170H250V169H249ZM249 170H248V172H249ZM210 171H211V170H210ZM219 171H221V168H220ZM231 171H232V170H231ZM244 171H245V173H246L247 170L244 169ZM253 171H255V170H253ZM261 171H262V170H261ZM256 172H257V171H256ZM127 173H128V172H127ZM212 173H213V172H212ZM221 173H222V171H221ZM221 173H220V174H221ZM228 173H229V171H228ZM45 174H46V173H45ZM125 174H126V173H125ZM218 174H219V173H218ZM218 174L216 173V175H218ZM211 175H212V174H211ZM229 175H230V173H229ZM232 175H233V174H231L230 177H233V176H234V175H233V176H232ZM238 175H240V174H237V176H238ZM223 176H224V175H223ZM223 176H222V177H223ZM226 176H227V175H226ZM258 176H259V175H258ZM238 177H239V176H238ZM259 177H262V175L259 176ZM0 178H1V172H0ZM206 178H207V177H206ZM219 178H220V177H219ZM225 178H226V177H225ZM254 178H255V177H254ZM262 178H263V177H262ZM245 179H246V178H245ZM35 180H34V183L36 182ZM139 180H140V179H139ZM221 180H223V179H221ZM236 180H237V179H236ZM243 180H244V176H243ZM253 180H254V179H253ZM259 180H260V179H259ZM227 181H228V180H227ZM231 181H232V180H231ZM231 181H229V182H231ZM244 181H245V180H244ZM250 181H251V180H250ZM8 182H9L8 179H7V180H4V181H1V180H0V202H2V203H4V204H7V205L10 206V207H15V208H18V209H19V203H18L17 199L20 198V195H19V193H18L14 188H8ZM229 182H228V183H229ZM232 182H235V180H233ZM245 182H246V181H245ZM255 182H256V181H255ZM255 182H254V183H255ZM139 183H140V182H139ZM236 183H237V182H236ZM246 183H247V182H246ZM252 183H253V182H251V184H252ZM258 183L260 184L259 181H258ZM218 184H219V183H218ZM226 184H227V183H226ZM230 184H231V183H230ZM234 184H235V183H234ZM239 184H240V183H239ZM244 184H245V183H244ZM248 184H249V183H248ZM262 184H263V183H262ZM9 185H10V184H9ZM49 185H50V184H49ZM236 185H237V184H236ZM236 185H235V186H236ZM240 185H241V184H240ZM257 185H258V184H257ZM42 186H41V187H42ZM230 186H231V185H230ZM230 186H229V187H230ZM253 186H254V185H253ZM250 188H251V187H250ZM254 188H255V187H254ZM218 189H220V187H219ZM233 189H234V188H233ZM44 190H45V189H44ZM221 190H222V189H220V192H221ZM235 190H236V189H235ZM262 190H263V188H262ZM258 191H259V190H258ZM44 192H46V191H44ZM71 192H70V194H71ZM228 192H229V191H228ZM228 192H227V193H228ZM66 193H67V192H66ZM229 193H230V192H229ZM260 193H261V192H260ZM254 194H255V193H254ZM66 195L68 196L69 193L66 194ZM66 195H65V196H66ZM204 195H206V194H204ZM232 195H233V194H232ZM258 195H259V194H258ZM258 195H257V196H258ZM67 196H66V198H67ZM244 196H245V195H244ZM255 196H256V195H255ZM230 197H231V196H230ZM261 197H262V196H261ZM263 197H264V196H263ZM59 198L61 199L60 196H59ZM63 198H64V197H63ZM63 198L61 199L62 201H60V202L64 205V207H67V208L69 209L70 206L72 205V200L69 201L68 199H66V200H68V201H67V202H63ZM68 198H69V197H68ZM225 198H226V197H225ZM231 198H232V197H231ZM231 198H230V199H231ZM259 198H260V197H259ZM221 200H222V199H221ZM228 200H229V199H228ZM218 201H219V200H218ZM226 201H227V200H226ZM232 201H233V199H232ZM246 201H247V200H246ZM251 201H252V200H251ZM256 201H258V200H256ZM256 201H255V202H256ZM57 202H58V201H57ZM262 202H264V201L262 200ZM216 203H217V201H216ZM224 203H225V201H224ZM230 203H231V202H230ZM181 204H182V203H181ZM263 204H264V203H263ZM257 205H259V204H257ZM230 206H231V205H230ZM230 206L228 205V207H230ZM261 206H262V205H261V201H260V206H259L258 209L261 210V208H260ZM192 207H194V206H192ZM237 207H238V206H237ZM257 207H258V206H257ZM262 208H263V207H262ZM219 209H220V208H219ZM193 210H194V209H193ZM261 211H262V210H261ZM255 212H256V211H255ZM13 213H14V212H13ZM259 213H262V212L259 211ZM259 213H258V211H257V214H259ZM225 214H226V213H225ZM233 214H234V213H233ZM1 215H2V214H1ZM255 215H256V214H255ZM255 215H254V216H255ZM259 215H260V214H259ZM239 218H240V217H239ZM33 219H34L33 216H31L30 214H28L27 220L30 222V221L33 220ZM239 220H240V219H239ZM255 220H256V219H255ZM28 221H26V222H28ZM215 222H216V221H215ZM235 222H236V221H235ZM260 222H261V221H260ZM242 224H243V223H242ZM217 226H218V225H217ZM220 227H221V226H220ZM219 229H220V228H219ZM260 229H261V228H260ZM168 230H169V234L171 235V234H172V228H171V229H168ZM215 231H216V230H215ZM218 231H219V230H218ZM212 234H213V233H212ZM213 236H214V235H213ZM242 238H243V237H242ZM161 240H162V237H157V238H155V242H151V243H149V242H148V243H146V242L144 243V242H143V243H142V249H143V251H144L145 253H147V254H148V253H150V254H155V253L157 252V250H158V247H159V245H160V241H161ZM261 247H263V246H260V248H261ZM234 248H236V246H235ZM242 248H243V247H242ZM260 248H259V249H260ZM32 249H33V248H32ZM259 249H258L257 251H259ZM133 250H134V248H133ZM184 250H185V253L187 254V262H186V264H197V262H196V261H197V254L194 253V244H193V242L188 241V242L186 243L185 247H184ZM242 250H243V249H242ZM262 250H263V249H262ZM240 251H241V250H240ZM260 252H261V250H260ZM263 252H264V250H263ZM258 253H259V252H258ZM261 253H262V252H261ZM256 254H257V253H256ZM30 255H31V254H30ZM237 255H238V254H237ZM239 255H240V254H239ZM252 255H253V254H252ZM132 256H133V255H132ZM260 256H261V255H260ZM262 256L264 257V255H262ZM254 259H256V258H254ZM254 259H253V260H254ZM258 260H260V259H258ZM261 261H262V260H261ZM256 262H257V260H256ZM262 262H264V261H262ZM18 263H19V262H18ZM111 263H112V264H117V261H116V260H113ZM199 263H200V264H221V263H222V257L219 256V255H211L207 261H200ZM157 264H166V263H165V259H164V258H162V259H160V260L157 259ZM254 264H255V263H254ZM261 264H262V263H261Z\"/></svg>",
  "mask_w": 264,
  "mask_h": 264
},
{
  "label": "crops",
  "instance_id": "0c3cea01",
  "mask_svg": "<svg viewBox=\"0 0 264 264\" xmlns=\"http://www.w3.org/2000/svg\"><path fill=\"white\" fill-rule=\"evenodd\" d=\"M253 126L243 124L242 126L234 125L231 128L229 127V138L227 139L228 151L226 157H220L227 164L229 162V170L238 172L240 169H250L254 161L255 164L257 161H264V122H256ZM252 130H255V132L251 133ZM258 155L260 157H257ZM244 162L247 165H244Z\"/></svg>",
  "mask_w": 264,
  "mask_h": 264
}]
</instances>
